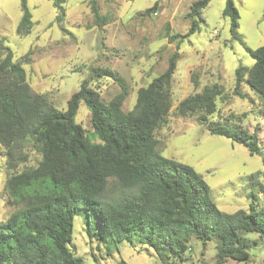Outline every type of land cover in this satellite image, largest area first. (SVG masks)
Instances as JSON below:
<instances>
[{"label": "trees", "instance_id": "obj_1", "mask_svg": "<svg viewBox=\"0 0 264 264\" xmlns=\"http://www.w3.org/2000/svg\"><path fill=\"white\" fill-rule=\"evenodd\" d=\"M64 1L52 0L57 21L64 16ZM88 2L95 23H106L96 0ZM209 2L194 0L186 13L187 31L171 34L167 23L166 35L182 41L198 31ZM157 4L142 14L154 12ZM21 9L16 28L20 36L33 26L26 0H21ZM222 13L230 19L232 38L253 60L250 66H236V85L244 82L264 99V45L253 49L240 37L233 0H224ZM177 58L176 51L161 74L136 90L129 111L122 109L125 81L99 67L91 68L90 79L108 76L118 82L120 92L104 102L84 79L66 108L59 110L45 94L30 88L22 62L14 60L0 38V153L7 171L4 191L15 207L0 221V264H83L70 248L76 215L84 219L90 239L104 236L107 245L121 241L146 245L159 264L182 263L192 236L202 243H215L217 264L228 259L248 261L242 234L255 232L264 237L262 147L256 131L207 119L221 92L213 84L181 100L176 109L180 115L198 114L199 124L206 125L211 134L243 144L250 155L260 156L263 168L253 175L260 173L263 182L248 192V208L221 211L200 173L159 152L155 130L171 106L170 83ZM80 101L89 109L90 131L74 120ZM30 151L38 154V161L24 165Z\"/></svg>", "mask_w": 264, "mask_h": 264}, {"label": "rangeland", "instance_id": "obj_2", "mask_svg": "<svg viewBox=\"0 0 264 264\" xmlns=\"http://www.w3.org/2000/svg\"><path fill=\"white\" fill-rule=\"evenodd\" d=\"M155 1V11L142 14ZM193 1L96 0L98 13L106 17V23L98 25L88 0H65L61 21L55 19L52 0H26L33 26L27 35L20 36L16 28L22 15L21 0H0V38L13 52L14 60L22 62L30 88L45 94L59 110L66 108L84 79L104 102L120 92L118 82L108 76L90 79L91 68L99 67L125 81L127 96L122 109L129 111L136 90L161 74L177 51L170 83L171 106L155 130L157 148L162 155L192 166L209 185L216 206L233 213L248 208V192L263 182L260 173L253 175L263 168L260 156L250 155L243 144L211 134L206 125L199 124L198 114L180 115L176 108L204 86L217 84L221 92L215 100V111L207 119L256 131L264 154V99L244 82L236 85V66H250L253 60L231 36L230 19L222 13L224 0H210L201 13L204 22L199 30L182 41L166 35L167 23L171 34L187 31L186 13ZM233 2L239 14L240 37L250 48L264 45V0ZM74 120L86 131L91 130L90 112L83 101ZM28 158L24 165L36 164L39 156L30 151ZM4 161L0 153V221L15 209L4 191ZM85 227L84 219L76 215L70 248L83 264H159L148 246H133L126 241L107 245L104 236L90 239ZM241 241L248 245V261L228 259L222 264H264V237L247 232ZM214 244L192 236L186 259L178 264H217Z\"/></svg>", "mask_w": 264, "mask_h": 264}]
</instances>
